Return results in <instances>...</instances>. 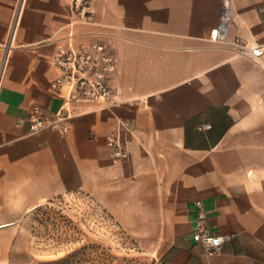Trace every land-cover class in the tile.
Returning <instances> with one entry per match:
<instances>
[{
	"label": "crops",
	"instance_id": "obj_1",
	"mask_svg": "<svg viewBox=\"0 0 264 264\" xmlns=\"http://www.w3.org/2000/svg\"><path fill=\"white\" fill-rule=\"evenodd\" d=\"M225 2L228 38L264 42V0H91L90 22L72 0H0V224L86 188L116 220L156 228L168 264H264V68L210 39ZM70 30L76 42L105 32L125 102L31 134L30 115L61 104L51 59ZM119 118L130 130L113 160ZM196 200L212 232L232 234L216 254L191 237Z\"/></svg>",
	"mask_w": 264,
	"mask_h": 264
},
{
	"label": "rangeland",
	"instance_id": "obj_2",
	"mask_svg": "<svg viewBox=\"0 0 264 264\" xmlns=\"http://www.w3.org/2000/svg\"><path fill=\"white\" fill-rule=\"evenodd\" d=\"M7 221L0 224V264H168V242L152 238L156 228L116 220L86 188L50 196Z\"/></svg>",
	"mask_w": 264,
	"mask_h": 264
},
{
	"label": "built area",
	"instance_id": "obj_3",
	"mask_svg": "<svg viewBox=\"0 0 264 264\" xmlns=\"http://www.w3.org/2000/svg\"><path fill=\"white\" fill-rule=\"evenodd\" d=\"M91 0H72L73 11L85 22L91 21ZM232 19V8L225 2L220 5L219 20L210 32L214 42L229 43L234 48L235 56H249L264 68V42L252 43L242 37L228 38V28ZM105 32H92L87 41H74L73 32L67 33L68 41L59 45L51 62L55 76L50 81V89L61 100V104L48 118L31 114L28 119V132L53 130L66 133L69 122L75 116L87 111L112 110L125 101L114 92L110 83L115 69L116 57L112 47L104 39ZM205 127H210L208 124ZM130 130L129 122L118 119L115 128L105 139L106 147L113 160L125 156L122 132ZM196 226L191 232L192 239L199 243L204 251L213 255L231 240L230 233H214L206 225V214L201 200L195 201Z\"/></svg>",
	"mask_w": 264,
	"mask_h": 264
},
{
	"label": "trees",
	"instance_id": "obj_4",
	"mask_svg": "<svg viewBox=\"0 0 264 264\" xmlns=\"http://www.w3.org/2000/svg\"><path fill=\"white\" fill-rule=\"evenodd\" d=\"M38 264H58L56 261H48V262H42Z\"/></svg>",
	"mask_w": 264,
	"mask_h": 264
}]
</instances>
